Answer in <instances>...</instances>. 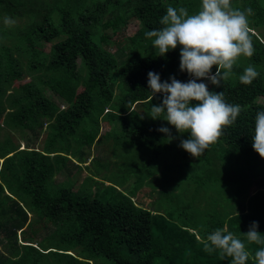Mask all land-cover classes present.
<instances>
[{
  "label": "trees",
  "instance_id": "1",
  "mask_svg": "<svg viewBox=\"0 0 264 264\" xmlns=\"http://www.w3.org/2000/svg\"><path fill=\"white\" fill-rule=\"evenodd\" d=\"M200 2L0 0V264H231L219 251H204L208 234L222 228L244 240L252 222L264 234V182L257 176L264 159L252 148L255 116L264 111V103L255 100L264 95V0H230L233 8L253 9L248 19L255 51L238 59L230 78L207 84L209 91L223 92L226 103L241 107L218 138L241 160L226 171L233 189L224 209L211 201L195 218L192 202L142 205L132 197L148 179L123 190L103 174L110 160L97 162L89 152L103 134L101 120L109 122L107 134L116 135L117 128L138 152L172 149L170 129L158 131L167 128L164 114L151 118L152 105L159 106L164 94L150 101L148 73H157L160 82L193 77L179 69L180 46L160 56L145 33L163 27L159 21L169 5L191 14ZM132 16L139 25L124 42L104 36ZM5 17L14 23L6 25ZM110 44H116L114 52ZM249 65L259 75L242 84L239 77ZM15 132L24 139L22 148ZM216 157L214 151L204 157L209 176L218 171ZM82 167L86 174L74 188ZM246 247L254 254L262 246ZM246 264L255 261L250 257Z\"/></svg>",
  "mask_w": 264,
  "mask_h": 264
},
{
  "label": "clouds",
  "instance_id": "2",
  "mask_svg": "<svg viewBox=\"0 0 264 264\" xmlns=\"http://www.w3.org/2000/svg\"><path fill=\"white\" fill-rule=\"evenodd\" d=\"M253 14L251 7L233 8L230 0H201L199 10L193 14L184 6L169 5L159 21L163 27L145 33L160 56L180 46L179 69L193 77L187 82L174 77L169 78L170 82H160L157 73H148L150 101L154 94H164L159 106L152 105L151 118L159 119L164 114L163 120L178 133H189L180 147L192 157L202 155L217 142L222 129L231 126L241 112L239 105L226 103L223 92L209 91L207 84L196 81L206 78L211 84L219 85L233 75L232 69L241 56H253L255 49L248 19ZM4 23L12 25L14 21L5 17ZM213 66L215 74H211ZM258 75L255 66L249 65L239 80L242 84H251ZM158 131L169 133L165 127ZM252 148L264 159V111L255 116ZM257 227V223L252 222L249 230L243 233L244 240L218 228L203 240L204 251L209 254L219 251L222 257L231 258V264H246L250 257L255 264H264V234L258 232ZM246 242L262 247L253 254Z\"/></svg>",
  "mask_w": 264,
  "mask_h": 264
},
{
  "label": "rangeland",
  "instance_id": "3",
  "mask_svg": "<svg viewBox=\"0 0 264 264\" xmlns=\"http://www.w3.org/2000/svg\"><path fill=\"white\" fill-rule=\"evenodd\" d=\"M138 25L139 21L136 17L132 16L125 24L121 25L119 29H107L104 36H108L110 39L122 43L124 42V37L131 34ZM260 31L264 32L262 28H260ZM49 44L50 42H46L42 48L47 51ZM108 47L114 52L116 44H110ZM196 82L205 84L210 83L206 78L198 79ZM255 100L264 103V95L256 96ZM63 105L64 104H60V107ZM108 128L109 122L105 120L99 122V131L103 134L97 141L96 147H92L89 152L96 156L95 159L97 162L105 161L106 159L110 160L109 168H105L106 170H103V174H107L108 179L116 183L119 188L123 190L133 186L134 181L137 179H142L143 177L148 179V181L142 182L141 186L132 197L133 200L141 202L142 205L151 208L159 207L157 203H153L152 201H163L164 204L171 205V207L180 202V200L183 202H192L194 207H197V209L195 208V211H193L195 218L199 217V212L210 209V207L207 206L211 201L217 204V209L225 208L226 199H228L227 194L233 189V186H231L227 180L226 171L229 167L236 168L237 165L241 163V160L237 159V155L232 149L227 150L228 146L226 144L220 143L217 140V142L211 144L202 155L192 157L180 147L181 141L188 139L190 134L187 132L178 133L174 126L168 124L167 128L170 129V132L173 133L172 137H174H171V139L167 141L168 144L172 145V149L154 155L149 148H142L138 152L134 146L129 145L127 140L128 137L118 133L117 128L114 129L116 135L112 134L111 136V133L107 134L105 130ZM14 134L19 140L18 148H22L24 139L20 137L21 133L15 132ZM29 134L33 136L31 132H29ZM39 142L40 140L38 143ZM164 143L165 142L162 144ZM212 151H214V155L218 153L220 159L217 157L214 158V160H217L218 171L212 170L209 176L207 172L204 171L207 167L205 158L208 154H212ZM168 152L170 155L164 156L168 154ZM82 164L83 163H81V166H83ZM153 165L155 166L153 167ZM68 167L70 171H76V168L72 164L68 165ZM85 170V167L80 169L76 177L74 188H76L77 183L81 181V177L86 174ZM220 173L223 174L224 177L220 176ZM63 176L62 174L56 178L61 179ZM257 176L264 182V171L260 172ZM103 183L107 182L104 181ZM254 187L255 185L253 184L250 189ZM197 201L200 202V205L194 204V202L196 203ZM202 202L204 204L206 202L205 207H202ZM174 212V214L177 213L176 208ZM62 220L63 217L57 219L54 223H50V225L48 224L46 228L49 230ZM41 236L42 233L37 235V237ZM17 240L19 241V238H17ZM2 248V244H0V252Z\"/></svg>",
  "mask_w": 264,
  "mask_h": 264
},
{
  "label": "water",
  "instance_id": "4",
  "mask_svg": "<svg viewBox=\"0 0 264 264\" xmlns=\"http://www.w3.org/2000/svg\"><path fill=\"white\" fill-rule=\"evenodd\" d=\"M1 160V159H0Z\"/></svg>",
  "mask_w": 264,
  "mask_h": 264
}]
</instances>
